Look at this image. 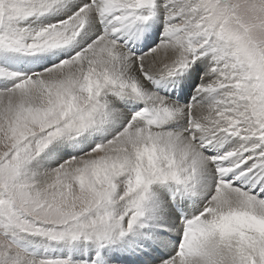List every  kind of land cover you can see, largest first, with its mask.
Wrapping results in <instances>:
<instances>
[{"label": "snow or ice", "instance_id": "1", "mask_svg": "<svg viewBox=\"0 0 264 264\" xmlns=\"http://www.w3.org/2000/svg\"><path fill=\"white\" fill-rule=\"evenodd\" d=\"M0 264H264V0H0Z\"/></svg>", "mask_w": 264, "mask_h": 264}]
</instances>
